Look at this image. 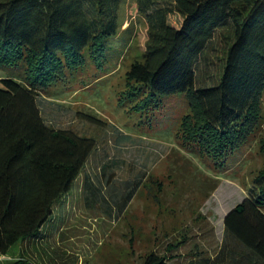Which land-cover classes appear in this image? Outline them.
<instances>
[{"label":"trees","instance_id":"1","mask_svg":"<svg viewBox=\"0 0 264 264\" xmlns=\"http://www.w3.org/2000/svg\"><path fill=\"white\" fill-rule=\"evenodd\" d=\"M123 0H0V69L19 70L0 80V264H32L9 255L18 244L45 237L53 205L71 190L95 150L90 138L47 126L39 95L65 72L99 61L117 34ZM145 18L146 42L126 79L147 87L148 107L162 97L182 95L188 113L177 142L195 147L197 158L224 163L253 134L264 91V0H134ZM177 16L179 26L169 17ZM228 37L217 83L195 86V69L215 35ZM229 32V33H228ZM264 153V143H259ZM112 164V163H111ZM108 167V166H106ZM109 177L105 179L107 185ZM256 193L223 219L224 241L213 260L200 264H264V169L253 181ZM139 182L112 201L115 216L125 212ZM101 184L89 179L84 194L96 202ZM105 203V199L103 200ZM109 207L108 209H110ZM112 210V209H110ZM109 210V211H110ZM144 264H167L149 255Z\"/></svg>","mask_w":264,"mask_h":264},{"label":"rangeland","instance_id":"2","mask_svg":"<svg viewBox=\"0 0 264 264\" xmlns=\"http://www.w3.org/2000/svg\"><path fill=\"white\" fill-rule=\"evenodd\" d=\"M169 20L175 27L180 24L177 16ZM117 27L99 61L85 54L81 68L65 72L38 97L47 126L92 139L95 150L68 194L54 203L44 225L47 237L18 244L9 253L12 258L32 264H144L153 254L167 264H200L213 260L226 241L224 216L257 192L253 181L264 169L259 148L264 143V91L258 124L245 143L221 164L197 158L191 154L195 147L177 142L180 120L189 112L184 97H162L146 108L147 87L126 79L146 42L145 18L134 0L120 3ZM225 37V30L217 33L197 63L196 87L217 83ZM19 74L0 69V80ZM108 177L113 189L104 184ZM86 178L103 187L96 202L84 194ZM136 182L140 186L130 204L116 217L112 201ZM230 244L228 264L241 252Z\"/></svg>","mask_w":264,"mask_h":264},{"label":"crops","instance_id":"3","mask_svg":"<svg viewBox=\"0 0 264 264\" xmlns=\"http://www.w3.org/2000/svg\"><path fill=\"white\" fill-rule=\"evenodd\" d=\"M225 217V216H224ZM224 219V218H223Z\"/></svg>","mask_w":264,"mask_h":264}]
</instances>
